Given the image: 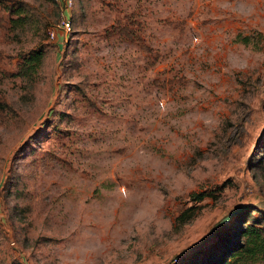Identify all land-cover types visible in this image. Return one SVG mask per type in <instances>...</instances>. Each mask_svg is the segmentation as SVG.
<instances>
[{"label": "rangeland", "instance_id": "1", "mask_svg": "<svg viewBox=\"0 0 264 264\" xmlns=\"http://www.w3.org/2000/svg\"><path fill=\"white\" fill-rule=\"evenodd\" d=\"M58 12L0 0V264H216L264 219V0Z\"/></svg>", "mask_w": 264, "mask_h": 264}, {"label": "trees", "instance_id": "2", "mask_svg": "<svg viewBox=\"0 0 264 264\" xmlns=\"http://www.w3.org/2000/svg\"><path fill=\"white\" fill-rule=\"evenodd\" d=\"M15 18L13 21H16ZM40 52L37 51L24 62H36ZM23 58V59H24ZM33 63V62H32ZM30 65V64H28ZM31 66V65H30ZM205 193L196 194V199H202ZM241 210L229 219V226L214 228L211 235L216 236L212 247H220L221 255L218 260H212L216 264H264V219H259L252 212L256 206L240 205ZM238 225V227H236ZM9 264H22L13 260Z\"/></svg>", "mask_w": 264, "mask_h": 264}, {"label": "built area", "instance_id": "3", "mask_svg": "<svg viewBox=\"0 0 264 264\" xmlns=\"http://www.w3.org/2000/svg\"><path fill=\"white\" fill-rule=\"evenodd\" d=\"M59 4L58 22L57 26L62 28L65 32L72 28V20L68 14V8L72 6L73 0H55ZM48 36L54 38V29L47 30Z\"/></svg>", "mask_w": 264, "mask_h": 264}]
</instances>
